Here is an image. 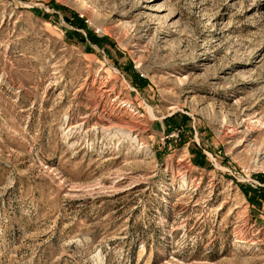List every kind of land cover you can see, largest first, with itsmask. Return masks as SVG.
<instances>
[{
  "label": "rangeland",
  "instance_id": "1",
  "mask_svg": "<svg viewBox=\"0 0 264 264\" xmlns=\"http://www.w3.org/2000/svg\"><path fill=\"white\" fill-rule=\"evenodd\" d=\"M0 264H264V0H0Z\"/></svg>",
  "mask_w": 264,
  "mask_h": 264
}]
</instances>
